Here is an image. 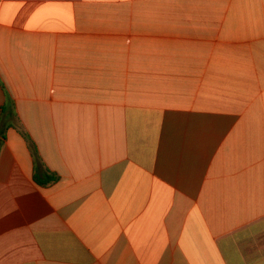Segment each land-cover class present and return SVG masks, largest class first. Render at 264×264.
<instances>
[{
  "label": "crops",
  "instance_id": "1",
  "mask_svg": "<svg viewBox=\"0 0 264 264\" xmlns=\"http://www.w3.org/2000/svg\"><path fill=\"white\" fill-rule=\"evenodd\" d=\"M6 95L0 264H264V0H0Z\"/></svg>",
  "mask_w": 264,
  "mask_h": 264
},
{
  "label": "trees",
  "instance_id": "2",
  "mask_svg": "<svg viewBox=\"0 0 264 264\" xmlns=\"http://www.w3.org/2000/svg\"><path fill=\"white\" fill-rule=\"evenodd\" d=\"M7 96L6 104L2 107V115L0 120V136L2 138L6 137V131L10 128L16 129L27 141L32 155L34 157V180L40 186H49L59 181L60 177L58 174L51 172L47 168H44L43 161L40 157L38 147L36 143L32 140L29 133L26 131L18 115L15 112L14 101L9 95ZM1 146V145H0Z\"/></svg>",
  "mask_w": 264,
  "mask_h": 264
}]
</instances>
